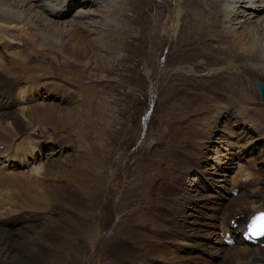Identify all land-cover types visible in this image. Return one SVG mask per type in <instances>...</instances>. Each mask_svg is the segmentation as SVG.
<instances>
[{
  "label": "rangeland",
  "instance_id": "obj_1",
  "mask_svg": "<svg viewBox=\"0 0 264 264\" xmlns=\"http://www.w3.org/2000/svg\"><path fill=\"white\" fill-rule=\"evenodd\" d=\"M152 1L154 5H157L159 3L165 4L169 0ZM180 1L181 0H173L167 3L168 5H166L167 8L165 10L166 17L165 20H162L163 22L167 21L171 9V12L175 11L177 8V10L180 11ZM123 7L125 10L124 14L129 19V22H127L125 18L122 19V21L128 23L133 30L128 28L125 36L122 38L117 37L116 40H114L115 37L113 35L109 36V39L111 41L113 40L112 50H110L111 52L106 50L102 51L107 56V58L104 56L105 59L103 60H109V65L101 62L97 63L92 59L91 61L93 62L89 65H83V62L91 58L92 54H90L89 57H83L82 55L84 53L81 51L77 52V48L82 50L83 42H78L76 39H73L72 42L68 44L71 48L69 55L72 56L77 63L79 62L78 64H74L72 68H69V64L65 65L61 62L63 57L56 56L51 52H44L48 58L46 61L38 58L42 54L40 56L34 55L31 57L34 58L32 61H30L29 58L26 60L28 63L27 68L24 69L23 66H20L21 69H19L21 72L19 69L14 70L15 74L19 75L23 73L25 75L20 76L22 77L20 78L22 81L18 82V86L20 85L22 88L28 87L29 89L25 91L28 97L25 95L24 98H20L21 100L18 99L12 110H19L18 115L20 119L23 120V122H27L26 117L23 116L21 112L24 109L35 106L33 111L38 113L35 116L36 119H39L43 111V108L38 106L41 103H48L61 108H66L67 106L62 103V101L59 102L60 100L56 98L46 99L47 94L45 98L43 94L41 95L42 97L39 96V92L42 91L43 87L40 86L34 89L32 85L28 86L29 83L27 84L26 78H28L29 73H38L43 79H47L46 81L52 77V80L57 84H60L62 80V86H66L68 91H71V89L73 91L78 89L79 91L74 81H76L75 79L77 77H82V75L86 78L87 85L90 84L88 77L94 79L91 80L95 82L94 85L97 83L95 79H99L104 83V88L106 90L103 89L96 95L99 96V99L101 98V104L102 101L104 102V107L99 104L98 109V102H96L97 100L95 98L91 100L90 103L88 100L84 101L85 103L83 102L84 105L82 104V109L79 107L81 113L85 115L84 119H87L88 115L91 117V115L97 114L98 117H95L94 120L97 125L96 130L98 131H93L94 128L91 127L90 129L92 131L86 132L88 141H86L83 135L74 132L73 144L75 149L78 145L83 146L85 149L82 151V154L85 156L86 153L84 152L88 150L91 152L96 147L98 140L103 141L107 145L103 153V157H105V161H107L106 168L110 165L107 168V177L110 175V168H112L113 164L116 162L115 156L118 153L125 152L121 157V165L122 162L124 163L125 160L128 159L131 167L126 174V182L123 183L124 185L119 187L117 192L111 197H103L104 190L101 188H99L101 192L100 197H96L97 194L90 190L93 194L90 195L87 193L86 195L88 197H96L97 199L90 204L92 205L91 207H83L84 212L79 214L73 213L72 206H70L71 201L69 202V200L66 201V199H64L66 195H64L58 203H56V201L51 203L47 201L42 204L41 209H36L27 206V202L31 197L26 193H21L16 198V202L19 204L17 207L19 212L23 211L27 215H18V213H16V215H18L17 223L19 226L16 224L11 227L17 229L27 226L29 230L31 226H37L39 227L38 229L46 228L45 230L49 231L46 227V223L47 219L51 216L50 222L52 226H61L66 232L71 235L73 234V239L68 246L63 247V254H61L60 251L57 253L59 256H63L59 260V264H85L83 259L84 254L89 250L92 242L90 243L88 239L85 240L81 235L80 231L83 225L79 216L83 219L84 223L94 224L91 226H84L91 230H94L92 228L98 227L100 224L96 234V242L100 237L101 231V235L104 236V242L109 245H113L117 243V241L123 248H127L125 245L128 246L125 242L137 246L139 244L144 250H149L145 253L139 251L147 262L154 257L155 261L159 262L158 264L163 263L162 259H164V254L159 248L162 246L173 249L178 254L188 256L191 259L188 263H193V260H197V264H208L210 260L219 262L223 255L219 254L217 249L222 248V246L216 244L214 240L216 237H221L220 241L222 240V236L219 235V232L223 231L221 223L224 221L221 222V219L215 221L214 230L217 231V235L208 236L210 227L206 224L214 221L212 215H216L211 209L213 204L217 201L222 203L220 208L221 213L219 215L230 213L235 209L242 210V208L246 207L253 209L251 204L242 203L240 200L237 201L238 196L232 195L231 181L239 165L251 167L257 175L263 176L264 178V135L258 131L256 126H253L254 130L256 129V133L252 130L251 125H249L250 128L247 129L239 127L238 125L241 123L240 115L233 113L231 110L232 108H230V101L233 99L239 100L241 97L245 100H252V97L247 93L252 92L255 94L256 99L248 103L246 109L250 111L251 114L261 110L263 107L260 99L257 97L253 76L255 74H264L256 68L255 70H257V72L254 70V72L251 71L252 66H245V60L241 54H237L236 57L233 56L234 58L231 57L230 50L228 49H230V44L233 39L231 35H226L225 28H223V23L227 22V20H225V15L220 13L223 8L219 5L213 7L214 12L211 21H208L206 16L207 13L203 10L190 13L192 9H205V0H202L200 8L192 4L190 0H187L185 6L186 16L183 19L185 25L180 31L181 37L179 38V42L176 41L172 44L174 41V39H172L169 44L167 42L165 46H161V50L159 49L158 53L153 46L154 43L150 42L156 34L152 33L149 27H144L143 23H137L133 16V13L139 7L133 0H127V4H123ZM152 8L151 1L150 10L143 7V9H145L146 19L148 20L149 18L147 16L149 13L150 15L152 14L153 17H156L159 11L163 10H159L158 7H154L153 10ZM79 9H73L74 11L72 10L69 16L71 14H76ZM187 17L192 19L190 28L186 26ZM131 22L134 23L131 24ZM163 22L156 28L157 33H163ZM169 22H172V24L174 23L172 19H170ZM150 23L152 24L151 26L154 27L155 24L152 22ZM235 24H237V27H240L238 21L235 22ZM251 24L252 22L249 23L248 26ZM121 25L123 24L121 23ZM201 30L203 31L201 32ZM242 30L243 27L240 31ZM119 35L120 34H117V36ZM179 35L177 37H179ZM95 36L94 34L91 35V37ZM3 38L4 37H0V43L6 40ZM36 39L37 42H41L39 38ZM122 39L124 49L121 48L122 45L120 44V40ZM7 40H9V38ZM87 41L89 42V40H86V42ZM22 44L23 41L19 43V47L15 46L16 48H11V51H9L10 47L5 49L2 48L0 44V52L10 54L11 52L19 51L21 47H23ZM188 45H190V47ZM214 46L217 47L214 48ZM91 48L98 49L95 45L93 47L91 46ZM99 48L101 50V47ZM90 49L89 52L91 53ZM29 51L31 50L29 49ZM127 56L129 57L127 58ZM203 58L205 61L202 60ZM230 60L236 62L235 65L239 67V71H242V75L238 74L236 69L232 71L235 73L226 72L223 74L214 71V69L218 67H222L223 69L226 65L220 64L228 63ZM87 69H89V71ZM175 70H178L179 73L172 74V71ZM189 70L190 72H188ZM92 72L93 74H91ZM185 73L190 74V76L184 75ZM199 73H201V75H195ZM207 74L211 76H207ZM72 77H74V79ZM49 81H51V79ZM246 88H248L249 91H247ZM43 92L45 93L46 91L43 90ZM153 92L156 93L154 98L155 101L152 99ZM220 92H222L221 95ZM86 94L89 95V92L87 91ZM73 95H77V92H74ZM19 96H21V93L17 90L15 97L17 98ZM25 98L27 100H25ZM80 103H82V101ZM248 108H250V110ZM148 110H150L147 120L148 123L144 125L145 114ZM192 113L194 114L193 116L190 115ZM58 115L59 112H56L55 117L57 118ZM26 116L28 117L29 113H26ZM5 118L8 119L7 117L1 116V121L3 120L2 122H4ZM102 118L112 120V126L107 127L106 124L103 123L105 120L101 121ZM205 122H207L209 129L203 128ZM222 123H224V125H222ZM38 125L37 122L36 126H31V129L27 131L35 134L39 141L50 140L46 143L47 146L43 144L46 146L43 147L44 149L50 144V148L58 151V144L53 142L51 137L47 138L49 134L55 132L57 127L55 129L51 127L50 132ZM5 127L8 129L12 128L11 125L7 124ZM60 131H63V129L59 127L58 132ZM64 133H67V131H64ZM62 134L63 132H60L58 135ZM203 134L206 138L210 136L211 138L204 139ZM25 136L26 135L23 134L18 137L15 142L17 141V143H20ZM66 137H68L67 134ZM37 145L39 147L40 142ZM3 147H5L4 144H0L1 150L4 149ZM72 149H63L62 153L59 151L53 153L50 155L51 158H49L50 151L48 149L44 152H40L38 156L40 158L33 157L30 163L25 164L19 161V164L15 167H13L15 162L10 163L6 154H0V167L5 168L7 172L13 174H21L22 172L28 173V171L34 173L32 170L37 167L35 173H37L39 177L44 173L42 165H44V162L48 161V158L49 163L53 162L59 164L58 162H61V168L60 166L58 167L57 175L53 176L49 183V185H52V188L55 189L63 185L60 183L64 182L62 178L65 176L61 169H66V163L72 158V155H70ZM173 150H176V153H173ZM134 154H138L136 158ZM52 157H55L56 160ZM34 159L35 162H32ZM77 160L83 161L86 160V158ZM85 165L90 166L76 168V170L78 169V173L81 174L80 178L78 177L80 181H77L76 185L81 187V189H86L80 185L82 180H84V184L87 182H92L93 184L100 181V173L96 170L97 165H91L89 162H85ZM106 168L102 170L103 174L106 173ZM79 170H86L85 172H90L92 170L91 172H95V174H83V172ZM119 170H122V168L119 167ZM249 172L251 178H254V174H252L251 171ZM82 175H89L95 178L93 180H87L84 179ZM77 176L78 174L75 171L72 175L67 177L66 183H68L69 187L77 189L70 181L72 177L77 178ZM244 179H247V176H245ZM42 181L41 182L45 184V180ZM177 181L182 185V188H177L178 191H176V188L173 186ZM249 181L251 180H248V182ZM259 182L260 180L258 181V187ZM237 183H240L239 188L242 187L240 180H237ZM86 187L88 188L90 186ZM167 188H171L170 192H177L181 198H185V201H187L184 214L177 219L179 224L184 226L183 228H185L184 230L186 233L176 230L177 228L175 227H169L174 237L171 240L162 239L160 234L161 231L152 230L153 227L151 226L148 228L146 227L147 229L145 227L142 228V223L140 222L142 215H153L152 219L157 222L155 225L157 230L161 227L168 226L167 221L153 214V212H158V210L166 213L165 217L172 214L169 209L163 206L160 207V204L156 202L158 197L163 195ZM234 188L235 187H233V189ZM30 193L33 195V191ZM79 193L81 195L83 194L80 190ZM240 193L241 192H239V194ZM120 198H123L122 202ZM24 206L27 208H23ZM49 207L56 210V215H51L52 211ZM61 209H67L68 211L63 214ZM30 213H35L36 215L44 213L42 215L44 217L42 219H36L35 215H29ZM137 215H140L139 218ZM6 216V211L3 212V210H1L0 221L6 222ZM230 216L233 217V215ZM19 217H22V221L19 220ZM148 218H150V216H148ZM127 226H132L133 228L131 227V229L135 231L131 236L126 238L122 233L128 229ZM164 240L166 242H163ZM145 242L147 244L144 245ZM102 244L100 246H102ZM95 245H97V243ZM151 246L153 247L151 248ZM56 248L57 245H52L51 247L46 244L44 249L49 252L46 256L52 259L51 253H54L53 256H55ZM223 251L224 249H221V253ZM18 252L19 251H16V253ZM99 252L100 254L97 253L98 256H96L92 264H115V261L109 257L106 248L100 249ZM41 255L42 251L38 255L34 254L33 260L43 264H51V262H47L46 259L41 258ZM202 256L205 258L204 262L201 261ZM140 258L141 256H138V260H140ZM124 262H127V264H136L132 260ZM164 262L165 264H175L173 261Z\"/></svg>",
  "mask_w": 264,
  "mask_h": 264
},
{
  "label": "bare ground",
  "instance_id": "obj_2",
  "mask_svg": "<svg viewBox=\"0 0 264 264\" xmlns=\"http://www.w3.org/2000/svg\"><path fill=\"white\" fill-rule=\"evenodd\" d=\"M150 1L153 8L158 7L159 10L160 9L163 10L159 11L158 16L156 17H153L152 14L150 15L149 13L147 16L149 18L148 20L146 19L145 9L150 10ZM150 1L133 0V2L139 7L137 10H135L133 16L135 17L137 23H143L144 27H149L151 29V32L156 34V36L152 38L150 42L154 43L153 46L158 53L160 47L165 46V43L167 42L169 44V42L172 41V39H174L172 44H174L176 41L179 42V38L181 37L180 31L183 29V26L185 25L183 19L186 16L185 6L187 4V0L180 1L181 4L180 11L177 10L178 9L177 8L175 11L171 12L172 10L171 9L169 17L165 22H163L162 20H165L166 17V11H165L167 8L166 5H168L167 4L168 2H171L173 0H169L165 4L159 3L160 5L159 4L154 5L153 1L152 0ZM190 1L192 4H195L198 8H200V4H202V0H190ZM123 4H127V0H0V37H4L6 39L4 42L0 43L1 47L5 49L10 47L9 51H11L10 50L11 48L15 46L19 47L20 46L19 43L23 41L22 44L23 47H21L19 51H14L11 52L10 54H5L0 52V68H2L0 69V144L5 145V148L4 147L3 148L6 150L4 149L2 150H4V152L6 153V156L10 160V163L15 162L13 167L18 165L19 161L25 164V163H30L33 157L40 158L38 157L40 155V152H44L45 150L48 149L50 151L49 158H51L50 155L58 151L62 153L63 149H67V150L72 149L74 147L73 144L74 132L83 135L86 141H88V138L86 137V132H91L92 131L90 129L91 127L94 128L93 131L96 130L97 125L95 124L96 121L94 120V118L98 116L97 114H94L93 116L91 115V117H89L90 115H88L89 118L87 117V119H84L85 115L84 113L83 114L81 113L79 107H81L82 109V104L84 105L85 103L84 101L88 100L90 103L91 100H93L94 98L97 100L96 102H98V109H99V104L103 105L104 107L105 105L104 102L102 101L101 104L100 103L101 98L99 99L98 98L99 96L96 94L100 93V91H102L103 89L106 90L104 88V83L102 81H100L99 79H95L97 80V83L94 85L95 82L91 81L94 79L88 76H87L88 80L90 81L89 85L86 84L87 82L86 78H84L82 75V77H77L75 79L76 81L73 80L76 86L79 88V91L78 89L74 91L71 89V91H68L66 86L64 85L62 86V80L60 82L61 84L60 85L55 83L52 80V77L50 78L48 76L51 79V81H49L50 79L46 81L47 79L46 80L43 79V77H41L38 73H34V74L29 73L28 78H26L27 84L29 83L28 86L32 85V88L34 89H37L40 86L43 87L42 91L39 92V96L43 94L45 98V95L47 94L46 99L56 98L60 100L59 102L62 101V103H64L67 106L66 108H61L59 106H53L48 103L47 104L41 103L39 105L37 104L38 106L43 108L42 114L40 115L43 117L39 116V119H36L35 115L38 113H35L33 111L35 109V106H32L30 108L21 111L22 115L25 116L27 119V122H23V120H21L18 115L19 110L13 111L12 109L18 99L24 98L25 95H27L28 97V94H25V91H27L29 88L23 85L22 86L25 88H22L20 85L18 86V82L22 81L20 79L22 77L20 76L24 74L23 73L19 75L15 74L14 70L19 68L21 69L20 66H23L24 69L27 68L28 63L26 62V60L29 58V60L32 61L34 58L31 57L34 55L40 56L42 54L38 58L40 60L43 59L45 61L48 60L44 52H49V53L51 52L56 56L63 57V60L61 62H63V64L65 65L69 64V68H72V66L77 63V61L72 56L69 55L71 48L68 44L71 43L73 39H76L78 42L80 41L83 42V46H82L83 51L80 48H77L78 50L77 52L81 51L82 53H84L83 55L81 54L83 57L86 56L89 57L90 54H92L91 58L83 62L84 63L83 65H89L93 61H96L97 63L98 62L106 63V65H109L110 63L109 60L108 61L103 60L105 59L104 56L106 55L105 53L102 52L103 50H106L108 52L112 50L111 47L113 45L112 42L113 40L111 41L109 39V36L113 35L115 37L114 40H116L117 37H121V38L124 37L128 28L130 30H133L128 23L122 21V19L125 18L126 21L129 22V19L124 14L125 10ZM77 5H78L77 8L80 9L77 10L76 14H71L69 16V13ZM215 5H219L220 7L223 8L220 11V13L225 15L226 17L225 20H227V22L223 23V28H225L226 35L227 34L231 35L233 39L232 43L230 44V49H228L230 50L231 57L233 56L236 57L237 54H241L243 59L245 60L244 62L245 66L248 65L252 66L251 71L254 70L257 72V70H255L256 68L259 69L261 73L264 74V0H245V2L244 0H205V9H192L190 13L203 10L205 13H207L206 16L208 18V21L209 20L211 21L214 12L213 7ZM143 7L145 9H143ZM187 18L188 20H186V26L190 28L191 27L190 23L192 24V19L189 17ZM170 19H172V21L174 22L173 24L172 22H169ZM247 19L249 22L247 21ZM237 21L240 27H237V24H235V22ZM150 22L155 24L154 27L151 26L152 24ZM161 22H163L164 24L162 34H160V32L158 33L156 32V28L159 26V24H161ZM251 22L252 24L248 26L249 23ZM121 23L123 25H121ZM132 23L134 22H131V24ZM242 27L243 30L240 31ZM202 31L203 30H201V32ZM93 34L96 36L91 37V35ZM117 34L120 35L117 36ZM178 35L179 37H177ZM8 38L9 40H7ZM36 38H39L41 42H37ZM86 40H89V42L88 41L86 42ZM120 44L122 45L121 48L124 49L123 39L120 40ZM94 45L97 46L98 49L91 48V46L93 47ZM188 46L190 47V45ZM99 47H101V50ZM170 47H171V43H170ZM216 47L217 46H214V48ZM29 49L31 51H29ZM89 49L91 53L89 52ZM128 57L129 56H127V58ZM91 59L93 61H91ZM202 60L205 61L204 58ZM235 63L236 62L234 60L228 61L227 63L228 65L218 73H223V74L226 72L235 73L232 71L236 69L238 71V74L242 75L241 74L242 71L241 70L239 71V67L236 66ZM73 69H79V68H73ZM87 70L89 71V69ZM188 72H190V70ZM178 73H179L178 70L172 71V74H178ZM91 74H93V72ZM184 75L190 76V74L188 73H185ZM195 75H201V73ZM207 76H211V75L207 74ZM72 78L74 79V77ZM17 90L20 91L21 96L16 98L15 93L17 92ZM43 90L46 92L44 93ZM85 91L86 92L88 91L89 95L86 94ZM74 92H77V95H73ZM221 94L222 92H220V95ZM25 100L27 99L25 98ZM81 101L82 103H80ZM248 109L250 110V108ZM56 112H59L57 118L55 117ZM26 113H29L28 117L26 116ZM1 116L7 117L8 119L5 118V121L2 122L3 120L1 121ZM251 118L252 119L250 121L255 123V124L250 123V125L252 126V130L255 131L256 133V129L254 130L253 128V126H256L258 130L262 129L264 131V112L259 117H251ZM103 120H105V122L103 123H105L107 127L112 126V122H113L112 120L102 118L101 121ZM246 120H247V124L249 125V121L247 118ZM37 122L39 124L38 126H42L44 129H47L48 131H50L51 127H53V129L57 127L55 129V132L49 134L47 138L51 137L52 141L58 144L57 145L58 151L50 148V144L46 149H44L43 147H46L47 146L46 143H48L50 140L39 141L38 137L35 134L27 131L28 129H31V126H36ZM6 124L11 125L12 128L8 129L7 127H5ZM59 127L60 129H63V131H60L63 132L62 135H58L60 133L58 132ZM248 128H250V126ZM64 131H67V133H64ZM23 134L26 135L23 138V140L20 143H17V141L15 142V140L18 137L22 136ZM66 134L68 135V137H66ZM208 134H209V130H208ZM262 134L264 135V132ZM262 134L260 133L259 135ZM39 142H40V146L38 147L37 144ZM97 142L98 143L96 147L91 152H89V150L84 152L86 153L85 156L82 154V151L85 149L83 148V146L78 145V147L76 146V149L75 147L72 149V153L70 152L72 158L69 160V162L66 163L67 164L66 169L64 167L63 168L65 170L61 169L63 175L65 176V177L63 176L64 178H62L64 179L63 181L65 183L61 182L60 184L63 185L55 189H53L52 185H49V183L51 181V178L57 175L58 167L60 166L61 168V162H58L59 164H55L53 162L49 163V158L48 161L44 162V165H42V169L44 173L42 176L39 177L38 174L35 173L37 171V167L33 168L34 170L30 169L34 173L28 171V173L22 172L21 174H10L0 171V211L3 210V212L6 211L7 213L6 216L7 219L5 220L6 222L0 221V264H43L41 262H35L33 260L34 254L38 255L41 251H42L41 258L46 259L47 262H51V264H59V260L63 256H59L57 254L58 251H60V253L63 254L62 252L63 247H67L70 241L73 239V234L72 235L69 234L64 229H62L61 226L54 227L51 225L50 222L51 216L49 218L47 217L48 219L46 223V227L47 229H49V231L45 230L46 228L38 229L39 227L37 226H31L29 230L27 226L17 229L11 227L12 225L18 224L17 223L18 215H27L23 211L19 212V209L17 207L19 204L18 202H16L17 201L16 198L21 193H26L28 194L29 197H31V199L27 202V206L36 209H41L42 204L46 203L47 201H50V203L56 201V203H58L60 199L63 198L64 195H66V198L64 199H66V201L69 200V202L71 201L70 206H72L73 213L79 214L84 212L83 207L85 206L91 207L92 205L90 204L97 199L96 197H100L101 192L99 191V188L104 190L103 197H111L114 193L117 192V189L119 187L124 185L123 183H125L127 180L126 174L131 169L128 159H126L124 163L122 162L121 165V157L124 155L125 152L118 153L117 154L118 156L117 155L115 156L116 162L115 164H113L112 168H110V175L108 174L109 176L107 177V173H108L107 168L110 165L106 168L107 161H105L106 158L103 157V153L106 150L105 146L107 145L101 140H98ZM43 144L46 146H44ZM88 152L89 154L87 155ZM2 153L3 152L0 151V154ZM137 155L138 154H134V157L136 158ZM52 158L56 160L55 157ZM81 158L82 159L86 158V160L83 161L77 160ZM32 162H35V159L34 161L32 160ZM85 162H89L91 163V165L92 164L97 165L96 170L98 173H100L99 174L100 181H98L97 183H93L95 184L93 185L92 182H87L86 184H84V180H82V182H80V185L82 187H85L86 189H81V187L76 185L77 181H80L78 177L80 178L81 176V174L78 173V169L76 170V168L89 167L90 165H85ZM51 166L54 168H52ZM119 167L122 168V170H119ZM105 168H106V173L103 174L102 170ZM0 170H2V168H0ZM250 170L252 173L253 170L251 169V167ZM75 171L77 172L78 176L77 178L72 177L70 181L72 182V185H74L77 189L69 187L68 183H66V180L68 179L67 177L72 175ZM79 171H82L83 174L86 173H90L93 175L95 174V172H91L92 170L90 172H85L86 170H79ZM249 173L250 172H248V175ZM82 176L84 179L87 180L88 179L93 180L95 178L89 175L88 176L82 175ZM42 180H45V184L42 183L43 182ZM235 184H236L235 186L239 187L240 183H237V181H235ZM241 185H242V187H240L241 193L238 195L237 201L240 200L242 201V203L244 202L246 204L248 203L251 204L253 208V212L264 210V185H261L257 189H251L252 186L247 184L244 185L242 182ZM86 186H90L92 188L90 187L87 188ZM173 186L176 188V191H178L179 187L182 188V185L180 184L179 181L174 183ZM170 189L171 188H167L165 193L159 196L156 202L160 204V207L163 206L169 209L172 212V214L170 216L165 217L166 213H163L160 210H158V212L156 211L153 212L154 215H157L161 219L167 221L168 226L161 227L160 229L157 230L155 228L157 222L154 219H152L153 215H148L150 216V218H148L147 215H142L140 219V222L142 224L141 223L140 224L142 225V228L143 227L148 228L149 226H151L153 227L152 230L161 231L160 234L162 236V239L171 240L174 237L172 236L173 234L170 232L169 227H175L177 228L176 230L186 233V231L184 230L185 228H183L184 226L180 225L177 219L184 214V209L187 205L186 204L187 201H185V198L184 199L181 198V196H179L177 192L174 193L170 192L171 191ZM79 190L83 192L82 195L79 193ZM90 190L94 191V193L97 194L96 197L93 198V197H88L86 195L87 193H89L90 195L93 194L92 192H90ZM31 191H33V195L30 193ZM120 201L122 202L123 198H120ZM219 202L220 201L215 202V204H213V207L211 208L213 212L216 213V215H212V219L214 221L206 224L207 226L210 227V232H208V236L217 235V231L214 230V225L216 223L215 221H218L219 219H221V222L224 221L221 224L225 230L227 227H229V225L226 224L227 216L230 215L238 216L241 213H245L247 215V213L250 212V208L246 207V208H242V210L235 209L230 213L219 215L221 213L220 208L222 206V203ZM21 203L23 202L21 201ZM23 208H27V207L24 206ZM49 209H51L52 211L51 215H56V210H54L52 207H49ZM61 210L63 214L66 211H68L67 209H61ZM16 213H18V215H16ZM44 213H42L41 215L30 213L29 215H35L36 219L39 218L42 219L44 217L42 216ZM252 213H250L249 215H251ZM139 216L137 215L138 218ZM79 218L83 225L80 231L81 235L84 237L85 240L88 239L90 243L92 242L91 243L92 245L90 246L89 250L84 254L83 259L85 264H92L95 261L96 256L100 254L99 250L102 248H106L108 250L109 257L115 261V264H127V262L126 263L124 262L127 260L130 261L132 260L136 264L138 263L152 264L153 258L147 262V260L143 258V255L139 253V251L141 253L143 252L145 253L147 251L144 250L142 247H140L139 244L138 247L135 244H130L128 242H125L128 244V246L125 245V247H127L128 249L123 248L122 245L118 243V241L113 245H109L108 243L104 242V236L101 235V231H100V237L97 239L96 242L95 241L96 234L100 227V224L98 227H95L96 229L92 228L94 230H91L84 226L86 225L91 226L94 224H89L86 221H85L86 223H84L83 219L80 216ZM232 218L233 217H231L230 220ZM19 220L22 221V217H19ZM127 227L128 229L126 228L127 230H125L122 233L126 238L131 236L135 231L134 229H131L132 226L131 227L127 226ZM220 238L216 237L214 241H216V243L218 244L219 242L222 243V240L220 241ZM163 242L166 241L164 240ZM96 243L97 245H95ZM46 244H48V246L51 247L52 245L55 246L57 245V248L55 250L56 255L53 256L54 253L53 254L51 253L53 257L52 259L46 256L49 253L47 250L44 249ZM101 244L102 246H100ZM145 244L147 243L145 242L144 245ZM153 246H151V248ZM159 248L160 251L164 254V259H162L163 260L162 264H165L164 261H173L175 262V264L198 263L196 262L197 260H193L194 261L193 263H188L191 260L188 256L183 254H178L173 249L167 248L165 246ZM221 249L222 250L224 249L222 253H221ZM217 250H218L217 252H219V254H222L223 257L219 262H216L215 264H264V247H261L259 245L257 246L250 245L237 240L235 244H233L232 246H225ZM16 251H19L20 253L19 252L16 253ZM138 256H141L140 260H138Z\"/></svg>",
  "mask_w": 264,
  "mask_h": 264
},
{
  "label": "snow or ice",
  "instance_id": "obj_3",
  "mask_svg": "<svg viewBox=\"0 0 264 264\" xmlns=\"http://www.w3.org/2000/svg\"><path fill=\"white\" fill-rule=\"evenodd\" d=\"M248 230L254 236H264V213L252 217Z\"/></svg>",
  "mask_w": 264,
  "mask_h": 264
},
{
  "label": "water",
  "instance_id": "obj_4",
  "mask_svg": "<svg viewBox=\"0 0 264 264\" xmlns=\"http://www.w3.org/2000/svg\"><path fill=\"white\" fill-rule=\"evenodd\" d=\"M258 87L260 88L259 90H260V92L263 94V96H264V83L263 82H261V81H259L258 82Z\"/></svg>",
  "mask_w": 264,
  "mask_h": 264
}]
</instances>
